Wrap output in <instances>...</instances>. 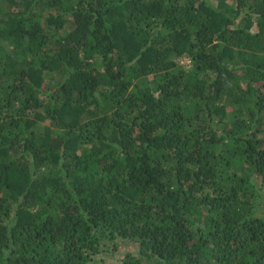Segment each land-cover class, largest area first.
<instances>
[{"label":"trees","instance_id":"1","mask_svg":"<svg viewBox=\"0 0 264 264\" xmlns=\"http://www.w3.org/2000/svg\"><path fill=\"white\" fill-rule=\"evenodd\" d=\"M0 264H264V0H0Z\"/></svg>","mask_w":264,"mask_h":264},{"label":"rangeland","instance_id":"2","mask_svg":"<svg viewBox=\"0 0 264 264\" xmlns=\"http://www.w3.org/2000/svg\"><path fill=\"white\" fill-rule=\"evenodd\" d=\"M180 63L188 65L189 64V60H188V58H183V59L180 60Z\"/></svg>","mask_w":264,"mask_h":264}]
</instances>
